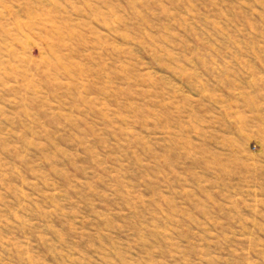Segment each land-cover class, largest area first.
<instances>
[{
  "label": "rangeland",
  "instance_id": "obj_1",
  "mask_svg": "<svg viewBox=\"0 0 264 264\" xmlns=\"http://www.w3.org/2000/svg\"><path fill=\"white\" fill-rule=\"evenodd\" d=\"M0 264H264V0H0Z\"/></svg>",
  "mask_w": 264,
  "mask_h": 264
}]
</instances>
